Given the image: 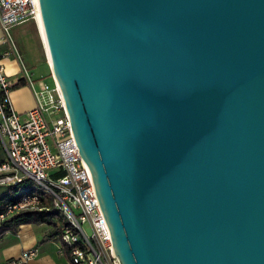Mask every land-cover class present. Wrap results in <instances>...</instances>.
<instances>
[{"label":"water","instance_id":"obj_1","mask_svg":"<svg viewBox=\"0 0 264 264\" xmlns=\"http://www.w3.org/2000/svg\"><path fill=\"white\" fill-rule=\"evenodd\" d=\"M121 264H264V0H38Z\"/></svg>","mask_w":264,"mask_h":264},{"label":"built area","instance_id":"obj_2","mask_svg":"<svg viewBox=\"0 0 264 264\" xmlns=\"http://www.w3.org/2000/svg\"><path fill=\"white\" fill-rule=\"evenodd\" d=\"M39 13L38 0H0V148L5 153L0 186H24L10 200L0 201V224L18 212L56 208L68 223L57 236L59 255L69 256L71 264H121L61 88L49 68L52 83L34 77L12 35L25 22L37 24ZM7 59L17 67L13 75L6 70ZM19 85L35 99L24 113L11 98ZM37 254V247L25 249L6 264H30Z\"/></svg>","mask_w":264,"mask_h":264},{"label":"crops","instance_id":"obj_3","mask_svg":"<svg viewBox=\"0 0 264 264\" xmlns=\"http://www.w3.org/2000/svg\"><path fill=\"white\" fill-rule=\"evenodd\" d=\"M4 64L8 74H15L17 67L13 60L7 59ZM11 98L15 109L20 113H24L35 104L32 92L25 86L15 88ZM4 155V151L0 148V157ZM4 191L0 190V197ZM50 229L51 226L46 223H28L20 225L15 233L6 232L0 239V264H6L9 259L19 257L23 250L33 247L38 248V254L30 264H71L69 259H63L56 252L60 242L56 236H47Z\"/></svg>","mask_w":264,"mask_h":264},{"label":"rangeland","instance_id":"obj_4","mask_svg":"<svg viewBox=\"0 0 264 264\" xmlns=\"http://www.w3.org/2000/svg\"><path fill=\"white\" fill-rule=\"evenodd\" d=\"M13 38L18 45L23 58L26 61L27 65L30 67V70L35 78L44 77L47 82L52 83L51 77H49L50 69L46 55L44 53L43 44L39 34L37 24L34 21H28L12 29ZM47 63V65H46ZM48 66V68H47ZM10 70V69H9ZM7 189V186H0V190L4 191ZM5 195V191L1 196ZM54 222L63 223L65 219L63 214L60 213V216L54 215ZM86 231L89 232V228L86 226ZM47 244V243H46ZM48 247V246H46ZM58 253V249L56 251ZM59 254V253H58ZM63 259L68 260L69 257L64 255L61 256ZM70 263V259H69Z\"/></svg>","mask_w":264,"mask_h":264},{"label":"trees","instance_id":"obj_5","mask_svg":"<svg viewBox=\"0 0 264 264\" xmlns=\"http://www.w3.org/2000/svg\"><path fill=\"white\" fill-rule=\"evenodd\" d=\"M19 86H23V85H19ZM28 183L29 182L25 183L24 185ZM23 187H24L23 185L19 187L7 186V189L5 190V195L0 197V201L5 202L7 200H10L11 197H13L12 194L18 188H23ZM54 215L60 216V212L56 208H49L48 210L22 211L15 213L0 224V239L4 236L6 232L10 231L15 233L17 232L20 225L28 224V223H46L51 226V229L47 233V236L57 237L68 225V223L65 219L63 220V223L54 222V217H53Z\"/></svg>","mask_w":264,"mask_h":264},{"label":"bare ground","instance_id":"obj_6","mask_svg":"<svg viewBox=\"0 0 264 264\" xmlns=\"http://www.w3.org/2000/svg\"><path fill=\"white\" fill-rule=\"evenodd\" d=\"M37 27H38V30H39V34H40V37H41L42 44H43L44 53L46 55L48 65H49V67L51 69L50 54H49V51H48V45H47L46 36H45V32H44V27H43L41 13L38 14Z\"/></svg>","mask_w":264,"mask_h":264}]
</instances>
